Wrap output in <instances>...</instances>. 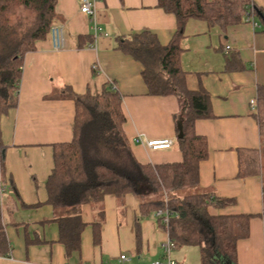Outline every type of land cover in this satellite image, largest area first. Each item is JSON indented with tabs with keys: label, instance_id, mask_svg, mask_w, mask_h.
<instances>
[{
	"label": "crops",
	"instance_id": "0c3cea01",
	"mask_svg": "<svg viewBox=\"0 0 264 264\" xmlns=\"http://www.w3.org/2000/svg\"><path fill=\"white\" fill-rule=\"evenodd\" d=\"M90 1L100 34L94 36L79 0H56L53 27L62 29V48H54L49 34L35 42V50L23 57L17 106L0 118L6 147L0 226L9 247L0 264H150L163 258L161 244L168 235L155 215L139 216V200L132 195H106L100 203L82 205L77 210L84 226L80 249L69 256L54 221L61 213L46 203L53 146L73 136L74 103L55 97L65 88L94 95L113 83L122 96V129L136 161H182L174 119L180 112L178 99L149 96L140 64L115 49L118 38L142 30L167 45L176 31L174 16L159 9L157 0ZM252 2L264 13V0ZM251 21L221 31L190 20L180 42L186 88L210 96L211 117L194 123L195 134L208 147V157L198 167L199 190L232 201L219 215L250 216L248 236L236 244V264H264V175L239 176L238 152L259 151L262 143L249 102L264 86V24L258 17ZM160 139L173 144L155 151L145 146L147 140ZM173 250L170 257L177 264H200L198 247ZM121 255L126 260L119 263Z\"/></svg>",
	"mask_w": 264,
	"mask_h": 264
},
{
	"label": "trees",
	"instance_id": "16d2710c",
	"mask_svg": "<svg viewBox=\"0 0 264 264\" xmlns=\"http://www.w3.org/2000/svg\"><path fill=\"white\" fill-rule=\"evenodd\" d=\"M55 2L0 0V118L17 106L23 57L35 50L36 41L50 34L56 18ZM157 7L176 20V31L169 43L162 46L154 33L142 30L118 38L115 49L140 64L149 96L178 99L180 112L174 119L176 137L179 126L182 132L177 139L182 161L160 165L136 161L122 129V96L113 83L94 95H77L65 88L55 97L74 103L73 136L70 142L53 146V167L45 184L46 203L61 213L54 221L59 227L58 241L68 256L80 249L84 226L77 210L82 205L100 203L106 195H132L139 200V216L155 215L173 249L198 247L200 264H236V244L248 236L250 216L219 215L217 211L232 201L199 190L198 167L207 159L208 147L206 139L195 134L194 123L211 117L210 96L202 89L186 88L180 42L190 20L225 31L252 17L260 18L264 24V13L252 0H157ZM254 102L251 116L262 142L264 86H258ZM5 149L0 131L2 175ZM238 153L240 177L262 174L264 148ZM157 212L166 214V224L161 223ZM8 251L0 226V256Z\"/></svg>",
	"mask_w": 264,
	"mask_h": 264
},
{
	"label": "built area",
	"instance_id": "2783aa9c",
	"mask_svg": "<svg viewBox=\"0 0 264 264\" xmlns=\"http://www.w3.org/2000/svg\"><path fill=\"white\" fill-rule=\"evenodd\" d=\"M79 2H80V12L82 14H85L86 16H88V18L90 19V23L92 25L94 36L96 37L98 34H100L101 29L97 26L96 13H95L93 3L90 0H79ZM246 21L252 22L251 20H248V19H246ZM49 35L51 36V38L53 39V41L56 44L54 46V48L55 49L62 48V44H63L62 29L60 27H52ZM225 50L228 51L229 47L226 46ZM249 107H250L251 111L254 110V108H255L254 100H251L249 102ZM172 144H173V142L169 139L147 140L145 142V146L148 149L153 150V151L169 149L172 146ZM3 189L4 188H2L0 190V204L2 203ZM156 216L161 217V223L162 224L167 223V216L165 213L157 212ZM161 248H162V252H163V258L161 260H154L150 264H177V262L174 261L170 257V253L173 250V244L169 240H166V242L161 244ZM125 260H126V257L124 255H121L119 257V263H122Z\"/></svg>",
	"mask_w": 264,
	"mask_h": 264
},
{
	"label": "rangeland",
	"instance_id": "374dc122",
	"mask_svg": "<svg viewBox=\"0 0 264 264\" xmlns=\"http://www.w3.org/2000/svg\"><path fill=\"white\" fill-rule=\"evenodd\" d=\"M18 14H19L20 16H23V15H24L22 12H19ZM261 148H264V140H262ZM262 159H263V158H262ZM262 166H263V167H262V170H261V171H262V175H264V161H262ZM190 247H191V246H190ZM173 251H174V250H173ZM173 251H172V252H173Z\"/></svg>",
	"mask_w": 264,
	"mask_h": 264
},
{
	"label": "water",
	"instance_id": "95a60500",
	"mask_svg": "<svg viewBox=\"0 0 264 264\" xmlns=\"http://www.w3.org/2000/svg\"><path fill=\"white\" fill-rule=\"evenodd\" d=\"M181 137H182V132H181L180 126H179V133H178L176 139H180Z\"/></svg>",
	"mask_w": 264,
	"mask_h": 264
}]
</instances>
